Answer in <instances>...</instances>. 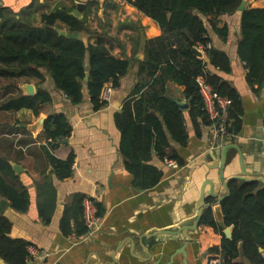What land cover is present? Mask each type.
<instances>
[{
  "label": "crops",
  "instance_id": "crops-1",
  "mask_svg": "<svg viewBox=\"0 0 264 264\" xmlns=\"http://www.w3.org/2000/svg\"><path fill=\"white\" fill-rule=\"evenodd\" d=\"M33 3L36 10L30 19L37 27L41 26L42 13L64 6L71 8L75 15L74 12L82 5L80 16H75L79 19L87 16L89 33L83 34L87 45L95 46L97 39L102 38L110 55L128 60L132 66L121 78L120 87L114 89L112 101L97 112L93 111L86 88L83 101L74 105L57 89L45 70H41L42 79H32L27 83L34 86L35 94L43 90L51 96V104L40 116L47 118L49 115L64 114L73 132L53 151L43 130H36L39 117L30 110L18 111L14 114V122L0 126V129H5L3 132L13 128L16 123L17 129L28 127L23 128L24 133H0V157L6 158L12 167H21L19 173H14L30 195V207L26 213L13 210L10 202L3 212V216L12 224L10 237L25 240L42 253L31 264H210L212 260L227 264L222 243L233 239L234 226L225 225L222 202L217 203L211 197H207L204 206L206 210L211 208L220 231L201 224L197 231L189 233L191 242L183 234L177 239L166 233L143 240L140 238L192 225L198 215L202 190H205L206 196L210 191L209 185L204 189L206 182H211L218 196L226 194L218 169L212 168L220 158L223 146L237 145L246 171L264 176V87L255 92L248 85L247 70L238 55L241 12L223 15L218 20L219 28H228L226 41L209 27L212 46L225 52L231 61L229 74L212 70L229 82L241 96L244 108L241 133L234 138L215 142L213 126H202V135L198 138L186 117L189 144L185 148L173 144L184 165L171 171L165 167V162L154 155L153 164L163 169L164 177L155 188L142 191L133 187V177L125 170L119 151L121 134L115 124V115L138 83L139 63L145 59L147 48L164 36L163 31L155 21L125 0H0V6L16 13L29 9ZM248 8L264 9V0H247L245 9ZM167 91L174 100L188 103L184 88L171 82ZM71 153L75 154L72 176L59 180L49 161V154L58 160H66ZM239 158L235 149L229 151L224 170L226 179L240 174ZM46 180L52 182L57 192L56 209L50 224L42 222L38 208L43 200L39 197L38 188ZM77 194L96 202L103 213V224L93 233L80 237L66 236L61 231L60 223L66 207ZM209 199L213 200L209 202ZM228 230L231 238L226 233ZM238 249V256L230 259L228 264H254L244 254L241 244ZM259 251L264 258V250ZM0 264L6 263L0 259Z\"/></svg>",
  "mask_w": 264,
  "mask_h": 264
},
{
  "label": "trees",
  "instance_id": "trees-1",
  "mask_svg": "<svg viewBox=\"0 0 264 264\" xmlns=\"http://www.w3.org/2000/svg\"><path fill=\"white\" fill-rule=\"evenodd\" d=\"M125 1L155 21L164 33L147 48L145 59L139 63L138 83L115 115L125 170L133 177L134 188L148 191L159 185L164 177L163 169L153 164L155 156L161 162L173 160L179 166L184 165L173 144L182 148L189 144L186 117L198 138L202 135V126H213L200 95L198 79L202 78L220 96L231 100L227 133L234 138L243 129L244 108L239 92L212 70L231 73L230 58L213 46L207 48L212 45L209 27L220 39L227 40L228 28H219L218 20L223 15L237 13L243 0ZM34 6L33 3L19 13L0 6V79L15 83L11 86L15 92H9L10 86L0 92V113L11 114L13 119L15 113L26 109L40 117L51 104V96L43 90L28 96L19 90L16 81L42 79L41 70L51 76L57 89L74 105L83 101L86 88L93 111L101 110L107 105L101 98L103 89L107 85L119 88L121 78L132 63L110 55L102 38L97 39L95 46L89 44L86 47L83 41L58 33L63 30L88 34L87 16L79 19L72 14L71 8L62 6L42 13L41 26L37 27L30 19L36 10ZM194 49L203 51L204 56L199 57ZM238 55L245 64L248 85L259 92L264 87V9L248 8L241 12ZM171 82L184 88V97L189 104L187 112L181 111L176 100L168 96ZM17 125L2 134L26 132L22 127L17 129ZM72 132L73 127L66 115L47 116L43 135L50 141V150L54 151ZM49 161L59 180L72 176L74 153L66 160H58L49 154ZM228 186L230 194L222 202V211L225 225L234 226V233L231 241L222 243L225 262L228 264L230 259L238 256V245L241 244L251 262L264 264L259 251L264 250V186L236 179ZM38 191L43 199L38 205L39 217L44 224H50L56 209L57 192L50 180L40 184ZM0 197L7 199L16 212L29 210V192L20 185L13 167L3 157H0ZM85 198L74 195L66 207L60 223L64 235L80 237L87 234L83 217ZM97 208L98 215L102 216L98 205ZM201 224L220 231L211 208L205 210ZM11 229V222L1 215L0 259L6 264H31L30 243L11 238Z\"/></svg>",
  "mask_w": 264,
  "mask_h": 264
},
{
  "label": "water",
  "instance_id": "water-1",
  "mask_svg": "<svg viewBox=\"0 0 264 264\" xmlns=\"http://www.w3.org/2000/svg\"><path fill=\"white\" fill-rule=\"evenodd\" d=\"M246 1L247 0H243L242 1V4H241V6L238 9L239 12H243L245 10ZM81 9H82V5L79 7L78 10H76L74 12V14L76 16H80ZM58 33L60 35L64 36V37H66V38H69V39H76V40H79V41H83L84 44L86 45V47H88L87 43L85 42V40L83 38V33H70V32L63 31V30H59ZM194 53L197 54L199 57L203 56L202 53L200 51H198L197 49H194ZM85 80L88 81V77H86ZM23 91L28 96H34L35 95V88L31 84H25L24 87H23ZM176 102H177V104H178V106H179L181 111H186V110L189 109V104L188 103L178 102V101H176ZM45 120H46V118L44 116H40L39 117V121L37 123L36 130H41V129L43 130ZM22 128L26 129L28 127L23 126ZM231 149H235L238 152V155L240 157L239 160H240L241 172H240V174L238 176H236L235 178H232V179L229 180V179L225 178L224 170H225V168H226V166L228 164V153H229V151ZM152 154L155 155V151H153ZM212 168L213 169H218V171H219V179H220V182L223 184V188H224V191H225L226 194L224 196H221V197L218 196L217 194H215L214 190L212 189L213 185L211 184V182H206L205 185H204V189H205V187L207 185H209L210 186V191H209L208 196H206L205 190H202L201 197H200L199 204H198V215H197V218L193 222L192 225H190V226H179L178 228H175L173 230L159 232V233L155 232V233L150 234V235H144V236H142L140 238V240H143L144 238H153V237L159 236L160 234H165L166 233V234H170L171 236H173L176 239L179 238L183 234L185 239H187L188 242H191L189 233L197 231V229L201 225V220H202V217H203L204 212L206 210V206H204L205 203H206V200L209 197H211V198L217 200V203L223 202L230 194V190H229L228 184H229V182L231 180L236 179V180H239L241 182L258 183V184L264 186V176L252 175V174H249L246 171L245 166L243 164V156H242L241 150L235 144H227V145H225V146H223L221 148L220 158L217 160V163H215L212 166ZM13 170L16 173H19L21 171V167H19L17 165H14L13 166ZM8 205H9V201L7 199L2 198L0 200V216L3 215V212L5 211L6 207H8ZM226 233H227L228 237L231 238L230 230H228ZM145 249H148V248L145 247Z\"/></svg>",
  "mask_w": 264,
  "mask_h": 264
},
{
  "label": "built area",
  "instance_id": "built-area-1",
  "mask_svg": "<svg viewBox=\"0 0 264 264\" xmlns=\"http://www.w3.org/2000/svg\"><path fill=\"white\" fill-rule=\"evenodd\" d=\"M211 46L212 45H208L207 48L209 49ZM200 52L204 56L203 51ZM198 83L200 95L205 104L206 111L213 122L215 142L220 139H231L232 137L227 133L226 129L229 120L231 100L220 96L211 86L206 84L202 78L198 79ZM113 92L114 89L111 85H107L103 89L101 98L106 104L112 101ZM165 167L171 171L180 168L179 164L173 160H166ZM83 217L88 230L87 234L99 230L103 224V218L98 215L97 204L92 198L87 197L83 201ZM28 253L30 262L42 256V253L33 245L28 246ZM218 262V260H212L210 264H218Z\"/></svg>",
  "mask_w": 264,
  "mask_h": 264
},
{
  "label": "rangeland",
  "instance_id": "rangeland-1",
  "mask_svg": "<svg viewBox=\"0 0 264 264\" xmlns=\"http://www.w3.org/2000/svg\"><path fill=\"white\" fill-rule=\"evenodd\" d=\"M28 82L26 81V80H19V81H16V84H18L17 86H18V88H19V90L20 91H22L24 94H25V92L23 91V87H24V85L25 84H27ZM11 84V85H10ZM15 85V83L14 82H9V81H4V80H1L0 79V92L2 93L3 91H4V89L7 87V86H10V88H11V86L12 85ZM9 88V89H10ZM8 89V90H9ZM7 90V89H6ZM9 92H15V90H14V88L12 87L10 90H9ZM15 120V116H14V118L12 119V115L10 114V115H7V114H5V113H0V126H2V124H8V123H11V122H13ZM0 133H2L3 131H2V129H0ZM2 136V134H0V137Z\"/></svg>",
  "mask_w": 264,
  "mask_h": 264
}]
</instances>
